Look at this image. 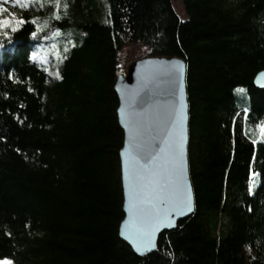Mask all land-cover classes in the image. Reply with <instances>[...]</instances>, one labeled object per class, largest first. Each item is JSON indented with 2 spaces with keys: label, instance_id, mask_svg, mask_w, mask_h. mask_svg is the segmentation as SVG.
I'll return each mask as SVG.
<instances>
[{
  "label": "trees",
  "instance_id": "trees-1",
  "mask_svg": "<svg viewBox=\"0 0 264 264\" xmlns=\"http://www.w3.org/2000/svg\"><path fill=\"white\" fill-rule=\"evenodd\" d=\"M180 1L186 20L173 0L3 5L36 23L0 33V256L15 264H264V89L254 83L264 70V0ZM68 28L73 37H64ZM33 51H53L54 71L29 59ZM145 56L187 62L196 211L141 257L120 236L115 80Z\"/></svg>",
  "mask_w": 264,
  "mask_h": 264
},
{
  "label": "water",
  "instance_id": "water-1",
  "mask_svg": "<svg viewBox=\"0 0 264 264\" xmlns=\"http://www.w3.org/2000/svg\"><path fill=\"white\" fill-rule=\"evenodd\" d=\"M187 73V62L182 58L145 56L116 75L118 117L124 130L120 159L125 218L120 225L121 238L137 253L140 237L155 222V203L164 198L179 207L185 185H190L194 204L193 211L172 214L160 222L152 234L156 248L146 255L138 254L141 257L157 251L161 235L176 229L196 211L189 160ZM254 83L264 89V70Z\"/></svg>",
  "mask_w": 264,
  "mask_h": 264
},
{
  "label": "snow or ice",
  "instance_id": "snow-or-ice-1",
  "mask_svg": "<svg viewBox=\"0 0 264 264\" xmlns=\"http://www.w3.org/2000/svg\"><path fill=\"white\" fill-rule=\"evenodd\" d=\"M22 0H0V33L7 36L8 31H5V29L10 30L11 32H16L20 30V26H22L25 23H30L35 25L36 18L33 17L31 20H24L22 18H16L14 13H10L8 17H3L2 13L4 11L3 5L5 3H11V4H20ZM24 3H27V0H23ZM56 4L59 5L60 0H55ZM67 7L65 3V8ZM60 17L57 16V19ZM59 31V29H57ZM32 37L37 36V32L33 31L30 33ZM4 45L0 44V48H3ZM36 52L33 51L32 55L29 57V59L35 61L36 60ZM66 59V57H65ZM182 63V62H181ZM58 79H63L62 76L57 74ZM31 91V89H29ZM247 110L245 109V112ZM243 128V125H242ZM257 129L259 130L260 137L264 139V123L257 124ZM2 138V137H0ZM253 145H255L256 141H252ZM19 151V149H17ZM145 151H147V148H145ZM139 158V157H138ZM254 175H258V173L250 172L249 179L251 180V177ZM249 193L251 194V187H249ZM149 203H152V201H149ZM194 209L193 199L190 191V185H185L184 187V194L181 200L179 201V207H177L175 204L169 202L168 200L164 198H160L154 206V212H155V222L151 224V226L148 228V230L144 231L142 236L140 237L139 244L141 246L136 247L137 254L139 255H146L147 252L152 251L156 246L152 243V234L155 231L157 227H159L160 222L163 220H168L172 216V214H175L176 216L184 215L187 212H191ZM250 210V209H249ZM173 226V225H170ZM158 250V249H157ZM163 255L174 258L172 252H165ZM0 264H14L13 260L10 259L7 256H0Z\"/></svg>",
  "mask_w": 264,
  "mask_h": 264
},
{
  "label": "rangeland",
  "instance_id": "rangeland-1",
  "mask_svg": "<svg viewBox=\"0 0 264 264\" xmlns=\"http://www.w3.org/2000/svg\"><path fill=\"white\" fill-rule=\"evenodd\" d=\"M173 5H174V8H175V10L177 11V13L179 14V16L183 19V20H186L187 18H188V15L186 14V10H185V7H184V5H183V3L180 1V0H173ZM10 13H14L15 14V16H16V18H22L21 17V15H20V13H19V11H14V10H12V9H8V10H4L3 11V13H2V16L3 17H8L9 16V14ZM23 19V18H22ZM72 31L73 30H71L70 28H68L67 30H65V31H62V33H65L64 34V37H68V36H70V37H73V35H72ZM70 45H71V47L72 46H74V45H77L79 42H77L76 40H74V38H72L71 40H70ZM38 48H40V50L41 49H43L41 46L40 47H38ZM36 50H39V49H36ZM43 51V50H42ZM41 51V52H42ZM61 52V49H57V52ZM144 50L142 49L141 51H139V54H142V52H143ZM37 52V60H40V61H42V62H45L46 63V66H47V68L49 69V71H50V73L51 72H53L54 71V68H55V56H54V52L52 51V53H48V54H45L46 52H39V51H36ZM47 55H49V56H47ZM123 59H125V56H123ZM126 60V59H125ZM130 63L129 62H127L126 64H125V66H126V68L128 67V65H129ZM239 91H245V89L244 88H239V90H238V92ZM246 100H249L250 99V97L249 96H247L246 98H245ZM15 264V263H14Z\"/></svg>",
  "mask_w": 264,
  "mask_h": 264
}]
</instances>
